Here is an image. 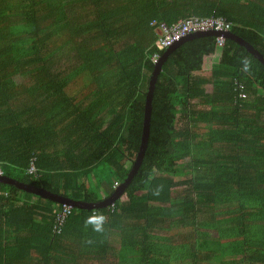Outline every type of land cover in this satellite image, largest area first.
<instances>
[{
    "label": "trees",
    "instance_id": "trees-1",
    "mask_svg": "<svg viewBox=\"0 0 264 264\" xmlns=\"http://www.w3.org/2000/svg\"><path fill=\"white\" fill-rule=\"evenodd\" d=\"M191 16L226 18L264 58V0H0L2 177L84 203L111 195L105 178L130 172L151 57L164 52L151 23ZM151 104L112 211L72 207L56 233L61 204L0 183V264H264V65L232 39L195 37L161 64Z\"/></svg>",
    "mask_w": 264,
    "mask_h": 264
},
{
    "label": "water",
    "instance_id": "water-1",
    "mask_svg": "<svg viewBox=\"0 0 264 264\" xmlns=\"http://www.w3.org/2000/svg\"><path fill=\"white\" fill-rule=\"evenodd\" d=\"M205 35H213L215 37L223 35L225 39H232L236 41L238 44H240L242 47H244L248 53L253 55L256 59H258L263 65H264V58L256 51L254 50L248 43L243 41L242 39L232 35L230 32L227 33H220L217 31H210V32H199L192 35H189L178 42H175L172 46L167 48L160 56L159 61L157 64L154 65L153 70L150 75L149 79V86L148 91L146 93V100L144 105V117H143V128H142V135L140 140V146L138 154L135 158V161L130 169L129 174L125 179L122 180L119 187L113 192V194L106 198L103 201L100 202H94V203H84L79 201H72L67 198L52 194L42 188L35 187L33 185L24 184L19 181L7 178V177H0V183L13 186L19 190H22L24 192L31 193L34 196H38L44 199H48L54 203L58 204H69L73 208L76 209H89L93 210L99 207H108L111 204H113L125 191L129 183L131 182V179L135 172L137 171L138 167L140 166L144 151L147 146L148 137H149V128H150V119H151V109H152V97L154 92V85L156 82L157 75L160 72L161 64L166 60L170 52L179 46L181 43H184L185 41L191 40L195 37L199 36H205Z\"/></svg>",
    "mask_w": 264,
    "mask_h": 264
},
{
    "label": "built area",
    "instance_id": "built-area-1",
    "mask_svg": "<svg viewBox=\"0 0 264 264\" xmlns=\"http://www.w3.org/2000/svg\"><path fill=\"white\" fill-rule=\"evenodd\" d=\"M151 26L155 28L157 39L155 42V47L158 51H164L170 46H172L175 42L179 40L195 34L199 32H227L230 30L232 23L222 16H210V17H197L191 16L185 19L178 20L177 22L167 25L164 22H152ZM223 45V40L216 39V47L221 48ZM159 53L155 52L151 61L156 64L159 60ZM234 90L237 92L235 96V101L245 100L247 98V94L244 91V86L238 82H234ZM35 158H32L29 163V167L27 168L26 173L28 175H32L37 177V169L34 165ZM3 175L2 168L0 166V177ZM119 186V183L115 181L112 184V188L115 189ZM4 196L8 195L7 191H2L0 189V195ZM110 210L112 211L113 206L110 205ZM72 206L69 204H61V206L54 210L55 218H54V231L56 233H60L61 227L64 224L66 218L71 213Z\"/></svg>",
    "mask_w": 264,
    "mask_h": 264
},
{
    "label": "crops",
    "instance_id": "crops-1",
    "mask_svg": "<svg viewBox=\"0 0 264 264\" xmlns=\"http://www.w3.org/2000/svg\"><path fill=\"white\" fill-rule=\"evenodd\" d=\"M220 54H221V48H218L217 47L216 48V51L214 52V54H212V55H210L208 57H204L202 59V61H201V69L203 71V75L204 76H207V75L210 76V72H211L212 67H214L219 62ZM203 88L205 89V92L206 93H211V91H212L211 84H207ZM198 102H199V100L192 101L193 105L196 104V103H198ZM105 181H106V184L108 182L111 183V184H113L116 181V178L113 177V176H110V177L108 176V177L105 178ZM82 182L85 184V187L86 188H88L89 186H92V185L96 184V181L94 179L93 174H90V176L87 179H83ZM96 192H97L96 197H98L99 199H102V198H104V196H106V190L103 189V187L97 188L96 189ZM113 192H112V194H113ZM111 195H109L108 197H110Z\"/></svg>",
    "mask_w": 264,
    "mask_h": 264
},
{
    "label": "rangeland",
    "instance_id": "rangeland-1",
    "mask_svg": "<svg viewBox=\"0 0 264 264\" xmlns=\"http://www.w3.org/2000/svg\"><path fill=\"white\" fill-rule=\"evenodd\" d=\"M24 82L25 81V79H18V82ZM249 100H251V98L249 99ZM195 106H196V108L198 109V110H202V109H205L206 107H204L203 106V103L201 102V100H199V102L198 103H196V104H194ZM200 126L202 127V126H204L203 124H200ZM189 172V171H188ZM187 172H185V174H186ZM176 178H178V179H175L177 182H178V184H177V186H175L174 188H173V194H180V193H182L183 192V189H184V187H185V185L184 184H181L182 183V181H184V178L183 177H180V176H178V177H176ZM180 183V184H179ZM86 263H88V264H90V262H86Z\"/></svg>",
    "mask_w": 264,
    "mask_h": 264
},
{
    "label": "bare ground",
    "instance_id": "bare-ground-1",
    "mask_svg": "<svg viewBox=\"0 0 264 264\" xmlns=\"http://www.w3.org/2000/svg\"><path fill=\"white\" fill-rule=\"evenodd\" d=\"M227 32H229V31H227ZM227 32H220V33H227ZM222 37H224L223 35H221ZM218 39H220V37L218 38ZM222 39V38H221Z\"/></svg>",
    "mask_w": 264,
    "mask_h": 264
},
{
    "label": "clouds",
    "instance_id": "clouds-1",
    "mask_svg": "<svg viewBox=\"0 0 264 264\" xmlns=\"http://www.w3.org/2000/svg\"><path fill=\"white\" fill-rule=\"evenodd\" d=\"M164 51H165V50H164ZM159 58H160V57H159ZM158 61H159V60H158ZM157 63H158V62H157ZM157 63H156V64H157ZM2 176H3V175H2ZM2 176H1V177H2ZM119 185H120V183H119ZM118 187H119V186H118ZM112 189H113V188H112Z\"/></svg>",
    "mask_w": 264,
    "mask_h": 264
}]
</instances>
